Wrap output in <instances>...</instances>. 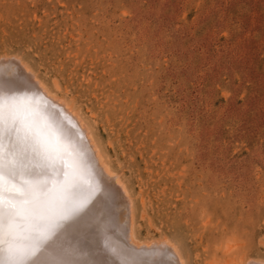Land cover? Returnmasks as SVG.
Wrapping results in <instances>:
<instances>
[{
	"label": "rangeland",
	"instance_id": "obj_1",
	"mask_svg": "<svg viewBox=\"0 0 264 264\" xmlns=\"http://www.w3.org/2000/svg\"><path fill=\"white\" fill-rule=\"evenodd\" d=\"M20 60L126 188L132 256L173 263L169 241L185 264L264 261V0H0V73ZM4 180L20 210L0 264H42L41 216Z\"/></svg>",
	"mask_w": 264,
	"mask_h": 264
},
{
	"label": "bare ground",
	"instance_id": "obj_2",
	"mask_svg": "<svg viewBox=\"0 0 264 264\" xmlns=\"http://www.w3.org/2000/svg\"><path fill=\"white\" fill-rule=\"evenodd\" d=\"M22 62L25 66L23 71L13 68L14 65L8 70L1 69L0 85L3 87L0 88V104L4 106V114L0 125V144L3 145L6 166L10 163L18 167L23 179L33 187L34 196L23 201L22 218L26 213L41 216L42 226L30 230L26 237L30 244H41L40 263L142 264L132 256L128 245L121 239L126 232L122 217L126 213L133 224L134 215L126 188L108 171L109 168L103 167L100 152L85 146L88 141L85 135L90 129L87 126L84 128L85 122L81 121L78 113L62 99L58 100L57 95L56 101L52 100L47 86ZM80 134L84 136L81 138ZM50 155L56 157L54 168L48 163ZM15 182L17 189L22 190L20 180L16 179ZM43 185H47V190H41ZM51 202H54L52 208ZM56 213L59 218L54 217ZM129 227L130 234L132 228ZM49 228L55 229L56 234L52 232L49 235ZM129 234L130 239L132 235ZM170 243L164 241L163 244L166 248H172L173 263L165 258L160 264H185L184 256L179 254L178 248L175 249L176 245L175 248L171 245L173 242ZM132 245L138 247L136 242ZM249 258L236 263L264 264L260 259Z\"/></svg>",
	"mask_w": 264,
	"mask_h": 264
},
{
	"label": "snow or ice",
	"instance_id": "obj_3",
	"mask_svg": "<svg viewBox=\"0 0 264 264\" xmlns=\"http://www.w3.org/2000/svg\"><path fill=\"white\" fill-rule=\"evenodd\" d=\"M3 85H0V88H2ZM3 114H4V106L3 104H0V125L3 123ZM5 153L3 150V145L0 144V244L3 243V231L5 226V175H7L9 178L13 180H20L21 184L23 185L22 190L16 189L18 195L15 197L16 201L23 202L25 198H31L34 196V190L33 187L28 184L23 179V173L19 170L18 167H14L12 164H8L6 166L5 162ZM48 163L49 166L55 167L56 164V157L54 156H48ZM42 191L47 190V185H43L41 188ZM19 209L17 204L10 203L8 205V211H7V218L8 220H11L14 218ZM4 264H24V261L20 258L15 257L14 255L10 254L9 259L4 262ZM35 264V261L33 262Z\"/></svg>",
	"mask_w": 264,
	"mask_h": 264
}]
</instances>
